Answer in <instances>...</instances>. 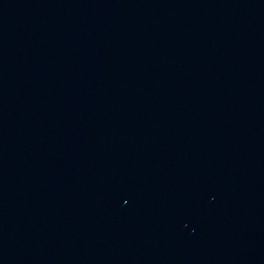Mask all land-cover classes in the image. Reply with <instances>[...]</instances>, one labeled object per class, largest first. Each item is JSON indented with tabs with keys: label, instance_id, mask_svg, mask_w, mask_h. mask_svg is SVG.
Here are the masks:
<instances>
[{
	"label": "water",
	"instance_id": "water-1",
	"mask_svg": "<svg viewBox=\"0 0 264 264\" xmlns=\"http://www.w3.org/2000/svg\"><path fill=\"white\" fill-rule=\"evenodd\" d=\"M0 264H264V0H0Z\"/></svg>",
	"mask_w": 264,
	"mask_h": 264
}]
</instances>
